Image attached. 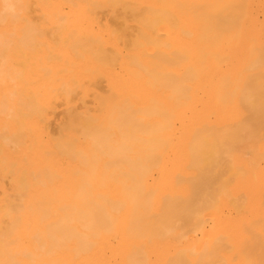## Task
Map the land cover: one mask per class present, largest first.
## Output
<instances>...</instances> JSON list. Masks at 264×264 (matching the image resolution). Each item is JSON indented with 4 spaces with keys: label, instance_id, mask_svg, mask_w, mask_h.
Segmentation results:
<instances>
[{
    "label": "bare ground",
    "instance_id": "bare-ground-1",
    "mask_svg": "<svg viewBox=\"0 0 264 264\" xmlns=\"http://www.w3.org/2000/svg\"><path fill=\"white\" fill-rule=\"evenodd\" d=\"M237 2L0 0V264H264Z\"/></svg>",
    "mask_w": 264,
    "mask_h": 264
},
{
    "label": "rangeland",
    "instance_id": "rangeland-1",
    "mask_svg": "<svg viewBox=\"0 0 264 264\" xmlns=\"http://www.w3.org/2000/svg\"><path fill=\"white\" fill-rule=\"evenodd\" d=\"M247 1H248L249 3L252 2L251 4H253V5L250 6L249 3H248ZM262 2H263V3H262ZM238 3H239V4H238ZM243 4H244L246 7H245ZM237 5H239V7H241V6L243 5V6L241 7L243 10L245 9L243 14H245V12H246V13H247V16L249 15V12H250V11L248 12V9H249L248 7L250 6V9H251V7H252V9H251V14L247 17V19H248V18L250 19V23H251L252 26H250V29H249L250 32H251V33H250V39H251V40H249L250 43H249L248 45L244 44V45L242 46L243 48H241V45H240V47H238L239 54H240V52H241V54L243 53L242 56L246 59V57H245L244 55H246V54H247L246 52H248L249 55H247V57H251V58H249V60H248V58H247L246 61H245L244 59L242 60V57H241V61H242V63L240 62V64H239V62H238L239 60H238V59H239L240 57H238V59L236 60L238 63H235V62H234V64H238L237 67H235V65H233V64H232L233 66L230 64V65H231L230 67L232 68V71L235 72V74H234V72H233V73H232V72H229L230 70L228 71V68L231 69V68L229 67V63H228V66H227V64H225V63H223V65H222L223 67H226V66H227L226 68H224V70L226 69V71L223 70V74H224V75H227V77H228V74H229V73H230L229 77H231V74H232L233 76H236V71L239 70L238 73H237V74H238V76H237L238 79H236L235 77H231L232 80H230L229 77H228V78H227L226 76L223 77V81H224L223 83H225L226 85H227V84H230V85L232 84V85L234 86V87H233V86H232V87L235 88V89H236L237 85H236V83H235L236 86L234 85L233 80H234V82H235L236 80L238 81V82L236 81L237 84H238V90H236V91H237V92H236V95H238V96H235V98H237V99H236V100H235V99H232V101L235 100V101L237 102V103H236L237 105H236V108H235V109H238V110H235V112L238 111V114H239V111H240V113L242 112V113L240 114V115H242V116H240V119H239V118L236 117V116L238 115V114L236 113L237 115L235 114L234 116H235L237 119H235V117L232 118L233 120L235 119L236 121H237V120H241V118H243V116H244L245 114H246V115L249 114L248 112L246 113V110H247V111H248V110L252 111L251 108H250V109H249V108L246 109V107H245L244 105H247V104H243V103H242L243 100H242V98H240V95H242V90L245 89L244 84L247 83V84H246L247 89L249 88L250 85H251L250 88L253 89L254 87H257V85L255 84L256 81H257L256 83H258V81H259V82H261V81L263 82V79H264V78H263V77H264V72H262V73L257 72V73H256V71H255V70H258V69H260V70H258V71H261V70L264 71V70H263V69H264V67H263V66H264V64H263V62H264V57H263V56H264V51H263V50H264V0H263V1H262V0H245V1H244V0H238ZM239 7H238V9H237V12H242V9L240 8V10H239ZM247 8H248V9H247ZM240 17H241V16H240ZM245 19H246V18H245ZM243 20H244V19H243ZM239 21L241 22V18L239 19ZM251 21H252V22H251ZM244 46H247V47H244ZM248 46H250V47H248ZM240 48H241V49H244V51H245V49H246V52L241 51ZM247 48H248V50H247ZM259 48H260V49H259ZM253 49H254V50H253ZM251 50H252V52L250 53ZM259 50H260L261 52H260ZM259 53H260V55H259ZM241 54H240V55H241ZM261 54H263V55H261ZM257 56H258V57H257ZM259 56H260L261 58H260ZM256 57H257L259 60H262V61H261L262 64H261L260 62H258V63L256 62L257 65H256V68H255V63H254V65H253L252 62H254L255 59L258 61V59H257ZM243 61L245 62V64L243 63ZM250 63H251L250 66H252V69H250V68H251V67L249 66ZM259 64H260V66L257 67ZM239 65H242V66L240 67ZM261 66H262V69L260 68ZM233 67H234V68H233ZM236 68H239V69H236ZM245 68H246V69H245ZM247 68L250 70V73H252L251 76H253L254 78H253V77H249V76H250V75H249L250 73L248 74V72H247V71H248ZM254 68H255V69H254ZM243 70H245V71H243ZM252 70H253V71H252ZM227 71H228L229 73H228ZM224 72H225L226 74H225ZM240 72H241V73H240ZM255 73H256L257 75L259 74L260 77L263 76V77H262L263 79L260 78L259 75H258V77L261 79V81H260V79H259V80H256L258 77H257V75H256ZM262 74H263V75H262ZM255 77H257V78H255ZM225 78H227V79H225ZM252 78H253V79H252ZM246 80H248L249 82L251 81V82L249 83V82L246 81ZM254 80H255V81H254ZM244 82H245V83H244ZM262 82H261V83H262ZM248 83H249V84H248ZM251 83H252V84H251ZM261 83H260V85H258L260 88H261V85H262ZM263 83H264V82H263ZM230 85H228L229 88H227V90L231 89V90L233 91V88L230 87ZM247 85H248V86H247ZM253 85H256V86H253ZM226 87H227V86H226ZM262 87H264V84H263ZM224 88H225V87H224ZM257 88H258V87H257ZM260 88H259V89H260ZM235 89H234V90H235ZM241 89H242V90H241ZM247 89L245 90V93H246V94L249 93V92L247 91ZM223 90H224V89H223ZM227 90H226V88H225V91H226L227 94H228V92H229L230 90H229V91H227ZM248 90H249V89H248ZM255 90H257V89L255 88ZM225 91H224V92H225ZM232 91H231V92H232ZM226 92H225V93H226ZM233 92H234V91H233ZM243 92H244V91H243ZM257 92H258V90H257ZM260 92L262 93V95H261ZM263 92H264V90H263ZM263 92H262V90H260V91L258 92V93H260V96H258V99L261 100V96H262V98H263V100L259 101V104L262 103V102L264 103V97H263V94H264V93H263ZM225 93H224V94H225ZM245 93L243 94L244 96H245ZM250 93H251V92H250ZM250 93H249V94H250ZM224 94L222 93V95H224ZM252 94H253V95H252ZM252 94H251L252 96H249V97H253L254 95H255V97H256V94H257V93H256V94L252 93ZM230 95H231V94H229V96H230ZM243 95H242V96H243ZM258 95H259V94H258ZM224 96H226V94H225ZM229 96H227V97H229ZM244 96H243V97H244ZM232 97H234V96H232ZM223 98H224V97H223ZM223 98H222V99H223ZM247 98H248V97H246V99H247ZM224 99H225V98H224ZM224 99H223V100H224ZM230 99H231V98L229 97L228 100H227V104H228V106H229L230 103H232ZM239 99H241V100H239ZM252 99H253V98H252ZM223 100H222V101H223ZM225 100H226V99H225ZM237 100H238V101H237ZM247 100L249 101V100H251V99H247ZM228 101H230V102H228ZM235 101H234V102H235ZM240 101H241V103H242L243 105H242V104H239ZM245 101H246V100H245ZM225 102H226V101H225ZM234 102H233V103H234ZM233 103H232V104H233ZM247 103H248V102H247ZM251 103H252V102H251ZM263 103L260 104L261 107L257 104V105H258V108H259L258 110H257V105L254 106L255 109L257 110V112L260 111V112H258V113H260V114H258L256 111H254V114H255V115L257 114V115L255 116V117H257V118H254V116H253L251 113H250V116L252 115L251 117H250V116H247V117H245V118H246V119H247V118H251V119H252V117H253V118L255 119L254 121H258V122L261 121V123L264 122V120H263V119H264V112H263V109H264V108H262V107H264V104H263ZM223 104H224V102H223ZM227 104L225 103L224 105L227 106ZM262 105H263V106H262ZM226 106H224V108H226ZM234 106H235V104L233 105V107H234ZM249 106H250V105H249ZM249 106H248V107H249ZM243 107H245V108H243ZM250 107H251V106H250ZM254 107H253V108H254ZM227 108H228V109H232V105H231V108H230V106L227 107ZM227 108H226V109H227ZM253 108H252V109H253ZM260 108H261L262 110H260ZM255 109H253V110H255ZM255 112H256V113H255ZM252 113H253V112H252ZM262 113H263V115H262ZM259 115H260V116H259ZM238 116H239V115H238ZM258 117H259V119H258ZM261 117H263V118L261 119ZM245 118H243V119H245ZM243 119H242V121H243ZM246 119H245V120H246ZM260 119H261V120H260ZM248 120H250V119H248ZM248 120H246L247 122L245 121V123H247L246 125H248V122H249ZM234 122H235V121H233L232 124L235 125L236 122H235V123H234ZM258 122H257V123L254 122V123H256V125L258 124V126H260L261 123L259 124ZM237 123H241V122L238 121ZM245 123H244V124H245ZM241 124H242V123H241ZM241 124H240V125H241ZM244 124H242V126H245ZM240 125H237V126H240ZM249 125H250V122H249ZM251 125L253 126V124H251ZM251 125L249 126L250 128L252 127ZM254 125H255V124H254ZM256 125H255V126H256ZM262 125H263V123H262ZM262 125L260 126V127H262V128H260V127H258V126L256 127V128H260V130L258 129L259 131H256V133H257V134L259 133L260 135L262 134L261 136L264 137V136H263V135H264V130H263V129H264V128H263L264 125H263V126H262ZM237 126H236V127H237ZM236 127H235V128H236ZM242 128H243V127H241V128L238 127V129H241V130H242ZM245 128H246V127H245ZM252 128H254V127H252ZM256 128H255V129H256ZM224 129H225V128H224ZM236 129H237V128H236ZM243 129H244V128H243ZM246 129L248 130L249 128L247 127ZM252 130H253V132H254V129H251V130L249 129V131H252ZM256 130H257V129H256ZM253 132H251V134H252ZM256 133H255V134H256ZM253 134H254V133H253ZM253 134H252V135H253ZM259 134H258V135H255V136H259ZM253 136H254V135H253ZM253 136H252V137H253ZM252 137H251V138H252ZM249 138H250V137H249ZM253 138H254V137H253ZM260 138H261V137H260ZM257 139H258V138H257ZM257 139H256V140H257ZM261 139H262V138H261ZM261 139H259V140L262 142V141L264 140V138H263L262 140H261ZM252 140H253V139H252ZM252 140H249V142L252 143V144L256 143V142H254V141L252 142ZM260 141H259L260 144L257 142L259 146L261 145V146H260L261 149H260V150L258 149V150H259V151H262V149H264V141H263L262 143H261ZM243 145H244V144H243ZM256 145H257V144H256ZM262 145H263V146H262ZM240 147H242V145L238 147L239 150H238V148H237V152L243 151V149L240 150ZM254 147H255V146H254ZM245 151H246V150H245ZM245 151H244V152H245ZM237 152H236V153H237ZM258 153H259V152H258ZM244 154H245V153H244ZM236 156H237V155H236ZM238 156H239V153H238ZM246 156L249 157L250 155H249V156L246 155ZM240 157H241V156H240Z\"/></svg>",
    "mask_w": 264,
    "mask_h": 264
},
{
    "label": "clouds",
    "instance_id": "clouds-1",
    "mask_svg": "<svg viewBox=\"0 0 264 264\" xmlns=\"http://www.w3.org/2000/svg\"><path fill=\"white\" fill-rule=\"evenodd\" d=\"M5 11L9 14H15L16 12V9L14 7V5H12L11 3H7L6 6H5Z\"/></svg>",
    "mask_w": 264,
    "mask_h": 264
}]
</instances>
